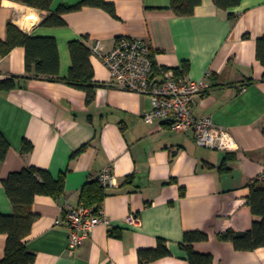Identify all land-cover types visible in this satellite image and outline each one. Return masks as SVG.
<instances>
[{
  "label": "crops",
  "instance_id": "1",
  "mask_svg": "<svg viewBox=\"0 0 264 264\" xmlns=\"http://www.w3.org/2000/svg\"><path fill=\"white\" fill-rule=\"evenodd\" d=\"M82 1L53 0L43 12L1 0V41L12 23L30 37L54 39L59 56L58 80L28 75L22 47L0 57V83H14L10 91H0V134L9 144L0 163V214L13 212L2 185L9 174L33 167L54 178L64 174L65 180L60 199L37 196L33 201L37 218L25 245L33 264H188L180 245L191 231L207 235L193 250L211 255L212 264H264V247L240 252L217 239L225 231H249L260 221L247 199L264 169V67L255 57L256 40L264 35V0H241L228 11L201 0L187 18L168 9L170 0H107L116 18L83 7L63 14L61 27L41 24L60 6ZM120 38L146 43L159 67L175 71L188 64L181 78L205 80L209 90L195 101L192 113L228 130L238 150L201 148L189 132L175 133L161 122L145 124L149 98L112 85L103 62ZM71 41L92 52L99 86L91 105L84 91L62 81L71 65ZM25 142L32 146L28 153L22 151ZM106 168L113 184L105 188L101 208L109 225L96 226L70 253L63 210L77 208L82 188ZM129 215L139 224L128 226ZM159 240L169 255L140 263L138 252L154 250ZM5 241L0 234V260Z\"/></svg>",
  "mask_w": 264,
  "mask_h": 264
},
{
  "label": "trees",
  "instance_id": "2",
  "mask_svg": "<svg viewBox=\"0 0 264 264\" xmlns=\"http://www.w3.org/2000/svg\"><path fill=\"white\" fill-rule=\"evenodd\" d=\"M53 0H14L29 8L49 12ZM241 0H213L216 8L228 11L240 5ZM201 4V0H170L169 10L177 17L187 18L193 15L194 10ZM83 7L101 9L111 17L116 18L114 5L107 0H83L74 7L60 6L54 13L47 15L41 22L47 27H61L64 22L61 16L65 13L80 10ZM1 8V0H0ZM233 19V14H228ZM6 40H0V57L6 56L16 47L25 50V71L36 78L52 79L58 76L59 56L55 40L52 38H33L15 25H7ZM71 65L66 79L62 80L68 85L84 91L86 105H91L95 98V89L99 86L94 81L93 68L90 63L91 50L82 42L71 41L68 44ZM255 57L264 67V35L256 40ZM188 64H184L181 70L176 69L175 75L181 77L186 74ZM58 78V77H57ZM56 78V79H57ZM58 80V79H57ZM264 82V74L261 78ZM14 88L12 81L0 83V91H10ZM9 150V144L0 134V163L3 162ZM32 150L29 143H24L22 151L28 153ZM64 174L54 178L47 171L33 167L23 169L20 172L11 173L2 181L5 193L12 206L11 215L0 214V234L5 235L4 256L0 264H33L34 255L26 249L31 226L37 216L31 207L35 197L45 196L53 200L60 199L64 194ZM105 198V188L95 180H90L80 192V201L93 211L101 208ZM251 213L260 217V221L254 222L249 231L235 233L225 231L217 235L221 242H229L236 251L249 252L264 247V185L254 182L250 185L247 199ZM205 233L199 231L186 232L180 247L187 253L188 264H212L213 259L209 254H200L193 250V244L207 241ZM169 255L164 241H158L154 250L139 251L140 263H149L160 260Z\"/></svg>",
  "mask_w": 264,
  "mask_h": 264
},
{
  "label": "built area",
  "instance_id": "3",
  "mask_svg": "<svg viewBox=\"0 0 264 264\" xmlns=\"http://www.w3.org/2000/svg\"><path fill=\"white\" fill-rule=\"evenodd\" d=\"M93 52L97 53L94 47ZM112 85L133 93L145 95L151 102V110L145 112V124L166 123L175 133L192 135L201 148L231 153L238 150L230 132L214 125L209 117H195L192 107L195 101L209 90L205 80L191 81L175 75L174 70L155 64L150 47L141 40L120 38L111 51L102 56ZM90 180L103 188L113 184L110 168H106ZM257 182L264 183V169ZM63 221L68 229L67 249L74 253L98 225L108 226L102 208L93 211L82 203L77 208L63 210ZM128 226H136L139 219L129 215Z\"/></svg>",
  "mask_w": 264,
  "mask_h": 264
}]
</instances>
